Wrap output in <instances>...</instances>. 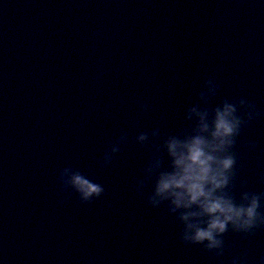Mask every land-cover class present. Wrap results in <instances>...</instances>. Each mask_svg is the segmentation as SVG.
Listing matches in <instances>:
<instances>
[{"label":"water","instance_id":"water-1","mask_svg":"<svg viewBox=\"0 0 264 264\" xmlns=\"http://www.w3.org/2000/svg\"><path fill=\"white\" fill-rule=\"evenodd\" d=\"M208 80L218 92L201 100ZM226 99L261 114L233 150L239 202L264 194L261 0H0V264H264V226L229 230L217 256L183 242L168 202L148 203L153 158L171 170L166 138ZM65 169L104 196L82 202Z\"/></svg>","mask_w":264,"mask_h":264},{"label":"clouds","instance_id":"clouds-1","mask_svg":"<svg viewBox=\"0 0 264 264\" xmlns=\"http://www.w3.org/2000/svg\"><path fill=\"white\" fill-rule=\"evenodd\" d=\"M205 88L207 91L201 93V100L216 96L218 87L212 80L206 82ZM141 108L145 112L149 110L146 105ZM260 115L256 106L245 99L238 104L226 99L214 113L194 107L188 114V119L197 118L192 131L183 139L168 136L164 141L171 170H162V161L153 158L154 162L147 169V179L156 177V180L148 203L157 208L168 202L171 213H180L178 219L184 225L181 238L185 244L202 245L206 251L223 256V237L229 230L250 235L264 226V194L243 191L239 202L232 194L237 169L233 150L243 127ZM126 139L122 136L112 146L110 153L105 155L106 163L111 162L112 154L119 151V144ZM137 140L143 146L149 136L142 133ZM248 147L255 150L256 145L250 143ZM60 181L85 203L99 200L105 193L101 184L71 169L61 173ZM145 183L139 181L136 190H142ZM241 259L234 258L232 264H241Z\"/></svg>","mask_w":264,"mask_h":264}]
</instances>
